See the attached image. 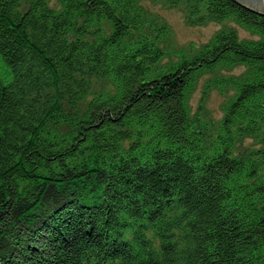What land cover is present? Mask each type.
<instances>
[{"label":"trees","instance_id":"obj_1","mask_svg":"<svg viewBox=\"0 0 264 264\" xmlns=\"http://www.w3.org/2000/svg\"><path fill=\"white\" fill-rule=\"evenodd\" d=\"M145 1L0 0V264H264V14Z\"/></svg>","mask_w":264,"mask_h":264},{"label":"rangeland","instance_id":"obj_2","mask_svg":"<svg viewBox=\"0 0 264 264\" xmlns=\"http://www.w3.org/2000/svg\"><path fill=\"white\" fill-rule=\"evenodd\" d=\"M145 5L153 11V13L159 14V16L170 25V37L168 39L169 47L175 49H184L190 44H200L208 40L216 30H218L223 23L208 22L204 25H189L185 22L183 11L179 7H168L162 3L154 1H145ZM241 35H246L242 28L237 27ZM174 46V47H173ZM175 55L172 53V59ZM235 71L238 68H234ZM200 90L197 89L192 98V105L196 107L198 104V98L200 97ZM223 94L218 89H213L209 95V98L203 103L214 114H220L221 102ZM250 139L246 138L242 142V146H247L250 143ZM241 146V148H242Z\"/></svg>","mask_w":264,"mask_h":264},{"label":"water","instance_id":"obj_3","mask_svg":"<svg viewBox=\"0 0 264 264\" xmlns=\"http://www.w3.org/2000/svg\"><path fill=\"white\" fill-rule=\"evenodd\" d=\"M233 4H244L245 10L264 14V0H232Z\"/></svg>","mask_w":264,"mask_h":264}]
</instances>
